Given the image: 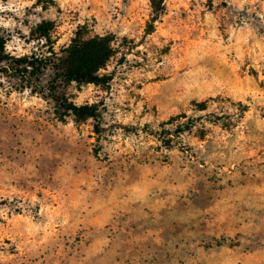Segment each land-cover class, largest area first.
Instances as JSON below:
<instances>
[{
    "label": "rangeland",
    "instance_id": "374dc122",
    "mask_svg": "<svg viewBox=\"0 0 264 264\" xmlns=\"http://www.w3.org/2000/svg\"><path fill=\"white\" fill-rule=\"evenodd\" d=\"M0 36L113 48L99 84L0 72V264H264V0H0Z\"/></svg>",
    "mask_w": 264,
    "mask_h": 264
},
{
    "label": "trees",
    "instance_id": "16d2710c",
    "mask_svg": "<svg viewBox=\"0 0 264 264\" xmlns=\"http://www.w3.org/2000/svg\"><path fill=\"white\" fill-rule=\"evenodd\" d=\"M39 28L44 33L41 37L50 39L45 30V25H41ZM6 44L7 40L3 36H0V72H13L21 79L29 81L30 84H33L32 79L37 71L47 68L52 64H54V68L57 69L60 77H64L71 82L99 84L109 80L99 73L113 56L112 40L108 37L95 38L86 42H76L67 51L68 57L62 64L57 63L59 59L55 54L52 57L54 60L48 56L37 55L12 58L6 54ZM50 93L59 108L72 114L77 119H93L96 122L95 131L98 134L101 133L102 113L97 106H78L60 99L59 96L52 94V92ZM121 127L127 129L126 126Z\"/></svg>",
    "mask_w": 264,
    "mask_h": 264
}]
</instances>
